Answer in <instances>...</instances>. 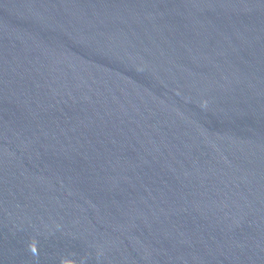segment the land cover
I'll return each mask as SVG.
<instances>
[{"label":"water","instance_id":"1","mask_svg":"<svg viewBox=\"0 0 264 264\" xmlns=\"http://www.w3.org/2000/svg\"><path fill=\"white\" fill-rule=\"evenodd\" d=\"M0 264H264V0H0Z\"/></svg>","mask_w":264,"mask_h":264}]
</instances>
